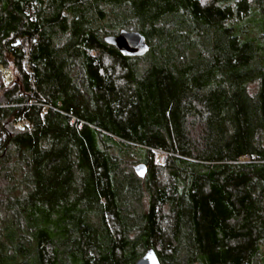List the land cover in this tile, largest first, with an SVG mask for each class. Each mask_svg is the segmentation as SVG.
Instances as JSON below:
<instances>
[{
    "label": "trees",
    "instance_id": "obj_1",
    "mask_svg": "<svg viewBox=\"0 0 264 264\" xmlns=\"http://www.w3.org/2000/svg\"><path fill=\"white\" fill-rule=\"evenodd\" d=\"M0 65V264H264V0H0Z\"/></svg>",
    "mask_w": 264,
    "mask_h": 264
},
{
    "label": "water",
    "instance_id": "obj_2",
    "mask_svg": "<svg viewBox=\"0 0 264 264\" xmlns=\"http://www.w3.org/2000/svg\"><path fill=\"white\" fill-rule=\"evenodd\" d=\"M104 41L117 48L125 57H143L151 49L146 37L138 31L121 30L117 35L105 36ZM134 170L138 177L144 178L147 173V166L138 164ZM135 264H161V262L156 251L151 248Z\"/></svg>",
    "mask_w": 264,
    "mask_h": 264
},
{
    "label": "rangeland",
    "instance_id": "obj_3",
    "mask_svg": "<svg viewBox=\"0 0 264 264\" xmlns=\"http://www.w3.org/2000/svg\"><path fill=\"white\" fill-rule=\"evenodd\" d=\"M203 1H206V0H203ZM0 67H3V68H0V85H4L5 87H8L10 86L17 78V72L16 70L14 69L13 66H9V67H4L2 65H0ZM7 73H9V78L7 77ZM0 98H1V95H0ZM76 121H74L72 119V123L74 124ZM26 127H28V123L27 122H18L14 125V128L15 129H18V130H23L25 129ZM163 152H161V154L159 155L158 159H157V163L158 164H162L164 163V157L167 156V154H162ZM249 161L248 159H245L244 162H247ZM139 163H135L133 164V167L138 165Z\"/></svg>",
    "mask_w": 264,
    "mask_h": 264
},
{
    "label": "bare ground",
    "instance_id": "obj_4",
    "mask_svg": "<svg viewBox=\"0 0 264 264\" xmlns=\"http://www.w3.org/2000/svg\"><path fill=\"white\" fill-rule=\"evenodd\" d=\"M9 73H7V77L9 78V75H8Z\"/></svg>",
    "mask_w": 264,
    "mask_h": 264
}]
</instances>
